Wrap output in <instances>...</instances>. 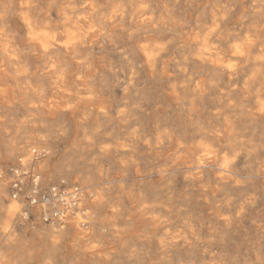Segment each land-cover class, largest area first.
Returning <instances> with one entry per match:
<instances>
[{"label": "rangeland", "instance_id": "rangeland-1", "mask_svg": "<svg viewBox=\"0 0 264 264\" xmlns=\"http://www.w3.org/2000/svg\"><path fill=\"white\" fill-rule=\"evenodd\" d=\"M32 15L45 29L71 30L79 18L89 31L70 52L45 55L12 9L2 21L36 92L5 79L15 95L0 99V177L40 170L44 185L83 193L79 244L66 226L54 258L264 264V0H32ZM242 41L251 57L231 70L216 62ZM204 42L214 62L196 57ZM50 57L76 107L39 105L56 86L44 73ZM30 148L41 154L25 164ZM48 232L25 227L22 248L35 237L46 246Z\"/></svg>", "mask_w": 264, "mask_h": 264}, {"label": "bare ground", "instance_id": "bare-ground-1", "mask_svg": "<svg viewBox=\"0 0 264 264\" xmlns=\"http://www.w3.org/2000/svg\"><path fill=\"white\" fill-rule=\"evenodd\" d=\"M9 8L12 9L13 17L20 21L27 43L45 55L56 50L70 52L89 33L83 24L79 25L77 17L75 26L71 30L45 29L33 19L32 0H0V99L6 103L12 101L13 95H15L13 94L14 89L5 84V79L9 75L11 78H22V82L18 86L19 89L24 92H36L29 85L24 70L16 65L19 57L16 41L14 42L13 36L7 33L2 23ZM138 48L142 54L147 51L144 45H140ZM250 53L249 43L242 41L234 46L233 54L229 58L223 56L217 58L216 62H221L231 70L245 58L251 57ZM196 57L206 62L215 61L213 55L208 51L207 43L204 44ZM252 58L254 61L259 60L257 56H252ZM59 61L55 57H50L44 68L45 75L48 74L54 79L56 86L53 93L44 98H41V95L36 96L39 105L48 111L59 110L62 112L69 107L73 108L78 105V102L69 104L65 85L66 74L60 68ZM81 81H86V77H83ZM257 101V105L262 108L264 96H259ZM36 104L38 105V103ZM212 152L210 147H206V155L209 156ZM39 154H41L39 150L36 153L31 148L27 149L22 161L27 164L36 159L35 157ZM230 159V157H225L222 163L228 166ZM42 179L43 175L40 170L22 169L13 170L9 176L0 177V201L8 203L4 209L0 206V264H64L61 258H54V249L58 244L56 233L64 230L66 226L70 230L69 236L71 235L72 242L76 246L79 244V205L81 200L79 195H83L81 188L77 185L61 189V187H53L50 184L44 185ZM25 227H28L32 233L40 229H49L46 246H39L38 237H35L27 240L24 250L22 247L25 239Z\"/></svg>", "mask_w": 264, "mask_h": 264}]
</instances>
